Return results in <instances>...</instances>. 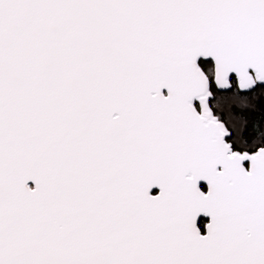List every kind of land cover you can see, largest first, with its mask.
Masks as SVG:
<instances>
[{"label": "snow or ice", "instance_id": "6c2138e0", "mask_svg": "<svg viewBox=\"0 0 264 264\" xmlns=\"http://www.w3.org/2000/svg\"><path fill=\"white\" fill-rule=\"evenodd\" d=\"M0 264H264V0H0Z\"/></svg>", "mask_w": 264, "mask_h": 264}]
</instances>
